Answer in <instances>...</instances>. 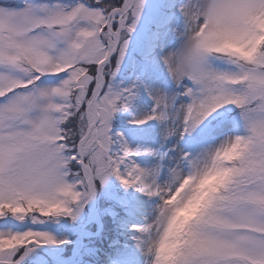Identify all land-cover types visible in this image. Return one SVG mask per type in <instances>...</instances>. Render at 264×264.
<instances>
[{"label":"snow or ice","instance_id":"snow-or-ice-1","mask_svg":"<svg viewBox=\"0 0 264 264\" xmlns=\"http://www.w3.org/2000/svg\"><path fill=\"white\" fill-rule=\"evenodd\" d=\"M112 178L149 264H264V0H0V264Z\"/></svg>","mask_w":264,"mask_h":264},{"label":"rangeland","instance_id":"rangeland-1","mask_svg":"<svg viewBox=\"0 0 264 264\" xmlns=\"http://www.w3.org/2000/svg\"><path fill=\"white\" fill-rule=\"evenodd\" d=\"M116 192L125 194L129 200L139 196L134 189H124L112 178L77 220L64 218L58 224L46 225L26 222L23 227L44 226V230L53 231L58 238H67L70 243L61 246L67 264H126L130 258L138 264H149L151 257L144 255L136 245L135 237L140 234L130 226L149 223L159 200L143 197L134 211L126 212L125 205L113 198Z\"/></svg>","mask_w":264,"mask_h":264},{"label":"trees","instance_id":"trees-1","mask_svg":"<svg viewBox=\"0 0 264 264\" xmlns=\"http://www.w3.org/2000/svg\"><path fill=\"white\" fill-rule=\"evenodd\" d=\"M43 227L44 226H42V227L41 226H37V227H34V228H36V229H43Z\"/></svg>","mask_w":264,"mask_h":264}]
</instances>
